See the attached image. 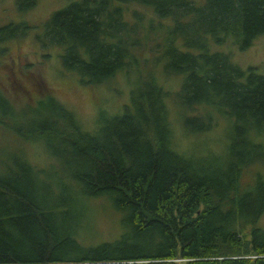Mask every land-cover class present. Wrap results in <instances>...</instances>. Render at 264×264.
Returning <instances> with one entry per match:
<instances>
[{"label":"trees","instance_id":"1","mask_svg":"<svg viewBox=\"0 0 264 264\" xmlns=\"http://www.w3.org/2000/svg\"><path fill=\"white\" fill-rule=\"evenodd\" d=\"M16 1L21 9L36 0ZM123 3L150 8L158 30L147 32L140 12L123 21ZM27 28L0 26V41ZM262 34L264 0H77L52 14L42 46L61 48L63 66L87 83L130 72L129 102L84 131L51 94L17 109L0 91V126L42 140L57 166L33 168L18 152L24 162L12 169L0 153V264H264L263 176L240 186L245 170L264 161V75L210 48L228 39L248 48ZM153 39L160 54L145 72L141 52ZM171 77L180 78L175 112L185 131L211 130L213 113L229 122L223 153L198 156L196 141L189 152L176 149L171 92L160 81ZM201 105L209 111L187 117ZM93 199L122 213L114 241L87 244L79 234Z\"/></svg>","mask_w":264,"mask_h":264},{"label":"rangeland","instance_id":"2","mask_svg":"<svg viewBox=\"0 0 264 264\" xmlns=\"http://www.w3.org/2000/svg\"><path fill=\"white\" fill-rule=\"evenodd\" d=\"M73 1L77 0H36L33 6L24 1L19 9L16 0H0V26H8L10 23L15 25L25 23L29 27L22 36L19 35L22 34L19 32L16 38L5 37L3 38L5 42L0 41V91L11 100L10 103L16 105L17 109L25 103L33 105L39 96L51 94L56 98V101L66 106L84 131H90L97 129V125L94 124L97 115L101 116L102 111L111 116V114L120 112L129 102L130 82H127L125 78L131 75L129 76L130 72L129 74L115 72L112 78L101 84L87 83L77 72H71L63 66L60 57L61 48L54 45L42 46L39 37L42 36L43 24L52 14L67 8ZM196 1L198 4L203 2V0ZM122 9V19L129 25L133 23L134 12H140L143 15V20H141L143 28L147 32L158 30L161 21L156 19L150 8L138 4L123 3ZM162 20L165 24L171 25V21ZM167 33V27L159 31L161 36ZM155 45L156 41L153 39L148 45L143 46L141 56L148 60L145 72L151 71L153 58H157L160 54V49ZM210 48L212 51L228 54L231 57V62L238 68L247 71L249 68L255 67L260 74L264 75V34L256 37L248 48H239L230 39L221 45L211 43ZM165 60V58L162 59V64H160L163 69ZM158 77L160 76L158 75ZM160 81L164 89L171 92V98L168 99V107L171 112L169 122L173 126L176 149L179 152H189L196 141L198 156H205L208 153H223L224 146L226 147L230 137V124L224 115L221 112L218 115L213 113L212 129L193 136L189 130L185 131L181 115L178 116L175 112L178 108L174 94L180 88V78L171 77V80L164 78V82L161 78ZM194 108L186 113L187 117L194 112L199 116L209 111V106L206 105ZM260 139L264 140L262 137ZM193 151L196 149L193 148L190 153ZM18 152L24 154V158L33 168L55 164L53 157L47 155L48 148L42 140L37 142V140L20 138L7 128L0 126V153L3 154L1 159L6 158L8 167L15 169V165L18 163L23 164L24 160L15 154ZM190 153L187 155H191ZM3 166L0 161V170ZM56 167L54 165V169ZM61 170L66 171L63 167ZM5 171L7 170L3 172ZM258 171L264 179V161L245 170L240 177V186L245 188L252 184ZM90 203L88 223L79 234L85 237L84 240L87 244L114 241L121 233L119 221L122 213L104 199H93ZM250 227V225L246 227L244 237ZM258 227L264 229V214L259 218ZM173 260L176 264H186V260ZM127 264H143V262L136 261Z\"/></svg>","mask_w":264,"mask_h":264}]
</instances>
